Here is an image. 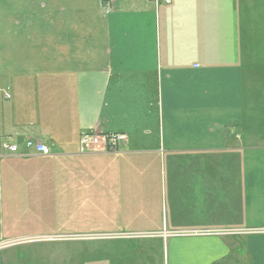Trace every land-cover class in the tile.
<instances>
[{
  "label": "crops",
  "instance_id": "obj_1",
  "mask_svg": "<svg viewBox=\"0 0 264 264\" xmlns=\"http://www.w3.org/2000/svg\"><path fill=\"white\" fill-rule=\"evenodd\" d=\"M24 1V44L0 53V244L146 234L94 240L82 264H264V7ZM91 130L128 141L82 154ZM215 230L248 233L187 234Z\"/></svg>",
  "mask_w": 264,
  "mask_h": 264
},
{
  "label": "rangeland",
  "instance_id": "obj_2",
  "mask_svg": "<svg viewBox=\"0 0 264 264\" xmlns=\"http://www.w3.org/2000/svg\"><path fill=\"white\" fill-rule=\"evenodd\" d=\"M240 6L241 16L246 21L245 14L246 18L252 19L253 9L251 8L255 6L256 9L263 8L264 0H241ZM25 12H27V1L24 0L10 2L8 8L2 9L0 5V53L3 52L2 47L4 45H1L4 42L11 44L21 42L24 44V40L18 41V37L22 36L20 30L27 29V25L23 27ZM260 17L258 14V18ZM258 21L264 23V15ZM11 44H5V46ZM23 54L24 52H21L22 56ZM253 133H257V130H254ZM85 237L77 235L31 236L27 237V242H19L20 240L14 239L0 244V251L2 252L0 254L5 257L6 264H82L84 259L82 260L81 257L86 255L88 250L93 249L92 242H94V240ZM73 253L78 254L79 257L75 258Z\"/></svg>",
  "mask_w": 264,
  "mask_h": 264
},
{
  "label": "built area",
  "instance_id": "obj_3",
  "mask_svg": "<svg viewBox=\"0 0 264 264\" xmlns=\"http://www.w3.org/2000/svg\"><path fill=\"white\" fill-rule=\"evenodd\" d=\"M115 0H104L101 9L102 12L106 15L114 12ZM9 98V96H7ZM128 141V135L125 133H106L99 130L84 131L81 134L80 139V153L82 154H121L122 146L125 145ZM26 148L29 151L35 152L37 154H42L49 156L52 154L51 149L46 145L35 141L28 140L26 142ZM4 149L10 154L19 153L18 146H8L4 145ZM264 233V229L261 230H252L249 233ZM246 234L247 231H235V230H215V231H193L188 232L187 234L195 235H235V234ZM179 235H183L178 233ZM151 237L152 235H129V234H96L88 235L85 238L89 240H104V239H117L123 237ZM19 242H27V238L18 239Z\"/></svg>",
  "mask_w": 264,
  "mask_h": 264
}]
</instances>
